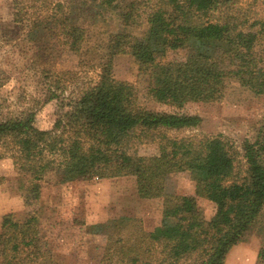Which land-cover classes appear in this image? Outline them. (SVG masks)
<instances>
[{
    "label": "trees",
    "instance_id": "obj_1",
    "mask_svg": "<svg viewBox=\"0 0 264 264\" xmlns=\"http://www.w3.org/2000/svg\"><path fill=\"white\" fill-rule=\"evenodd\" d=\"M99 1L115 12L123 29L109 36L108 62L96 77H79L68 69L38 70L43 99L36 106L61 96L65 101L52 127L38 128L33 108L16 114L5 100L0 102V146L24 175L23 201L39 199L44 181L106 178L108 151L120 149L125 174L134 176L138 196L162 195L161 219L152 230L132 216L90 224L91 233L119 237L117 250L102 254L98 264H225L230 249L250 232L260 238L257 260L264 264V122L254 141L241 150L221 133L177 135L197 128L201 117L133 107V85L111 72L113 56H132L138 74L158 82L157 101L168 105L190 97L217 99L229 76L263 95L264 67H250L247 60L264 44V8L248 17L242 0H35L33 12L17 20L14 0H7L9 16L6 22L0 18V47L15 46L33 68L54 52L77 53L86 33L78 11ZM143 23L149 28L146 41L126 30ZM170 36L216 43L221 57L208 61L202 53L189 51L180 59H150L151 50H162ZM144 130L155 132L158 154L129 152ZM179 171L198 173L194 193H163L165 176ZM198 198L215 204L207 225ZM37 223L36 216H2L0 264H49Z\"/></svg>",
    "mask_w": 264,
    "mask_h": 264
},
{
    "label": "rangeland",
    "instance_id": "obj_2",
    "mask_svg": "<svg viewBox=\"0 0 264 264\" xmlns=\"http://www.w3.org/2000/svg\"><path fill=\"white\" fill-rule=\"evenodd\" d=\"M7 0H0V18L6 22L9 12ZM35 0H14L13 14L17 20H25L33 12ZM264 0H242L241 9L246 16L260 14ZM78 22L85 29V39L79 52H54L29 66L13 45L0 47V102L19 113L33 108L35 125L40 129L52 127L57 115L65 109L63 96L36 106L43 99L38 70H74L79 77H96L102 65L108 62L107 42L111 34L122 31L115 12L99 1L95 5L78 11ZM148 25L128 26L126 30L146 41ZM189 51L202 53L208 61H219L221 47L202 39L183 36L168 37L162 50H151L149 58L154 61L180 59ZM250 67H264V44L255 47L247 60ZM112 75L133 85L131 105L166 113L197 114L201 123L197 128L178 131L177 135L223 134L235 148L241 150L252 143L259 126L264 122V94H255L244 88L234 77L226 80L221 97L202 101L198 98H183L174 105L157 101L158 82L138 74V62L128 54L113 56ZM7 110V109H3ZM174 132H169V134ZM129 152L138 156L158 154L159 141L153 130L139 132L129 145ZM109 170L106 178L76 179L57 184L44 181L39 199L23 201L25 180L13 164V159L0 146V221L4 214L11 213L16 219L38 217L44 247L48 250L49 264H98L102 254L115 252L119 237L91 233L88 226L105 222L119 216L140 218L143 226H153L161 219L162 195L148 202L134 196L135 178L125 174L121 162V150L110 149ZM198 173L195 171L172 172L165 176L163 193H194ZM110 182V183H109ZM107 189H110L109 192ZM139 204L134 209L122 208L123 201ZM205 225L215 213V204L198 198ZM147 228V227H146ZM260 238L255 232L248 233L243 241L228 252L225 264H261L257 260ZM128 264V263H113Z\"/></svg>",
    "mask_w": 264,
    "mask_h": 264
},
{
    "label": "crops",
    "instance_id": "obj_3",
    "mask_svg": "<svg viewBox=\"0 0 264 264\" xmlns=\"http://www.w3.org/2000/svg\"><path fill=\"white\" fill-rule=\"evenodd\" d=\"M103 179V178H102ZM110 183V182H109ZM133 192H134V196L136 197V201H138L137 199H140V200H142V201H144V202H148V200H151V199H153V198H151V199H144V198H140L139 196H138V194H137V190H136V184H133ZM108 190V192H109V190L110 189H107ZM124 202V205L122 204L121 206H122V208H126V209H134V213H135V206H137L138 204H139V202H137V203H134V202H130V201H127V200H125V201H123ZM159 222H160V219H159ZM159 222H157V223H155L153 226H150V225H146V224H144L145 226H144V228L145 229H147V230H152L155 226H157L158 224H159ZM147 227V228H146Z\"/></svg>",
    "mask_w": 264,
    "mask_h": 264
}]
</instances>
